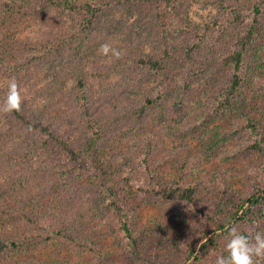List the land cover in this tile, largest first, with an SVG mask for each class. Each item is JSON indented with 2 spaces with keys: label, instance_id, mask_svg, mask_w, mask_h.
<instances>
[{
  "label": "trees",
  "instance_id": "obj_1",
  "mask_svg": "<svg viewBox=\"0 0 264 264\" xmlns=\"http://www.w3.org/2000/svg\"><path fill=\"white\" fill-rule=\"evenodd\" d=\"M212 1L205 29L181 18L173 31L169 0H0V103L11 78L23 90L19 112H0V263L67 264L45 251L64 252L66 238L74 257L89 250L95 264L142 260L138 227L171 233L151 264H215L227 255L226 228L264 232V0ZM159 2L166 8L151 6ZM65 19L67 29L27 32ZM105 43L119 59L99 52ZM240 113L247 122L229 136L210 135ZM145 123L186 137L199 129L163 159ZM232 139L242 141L241 165L208 168L211 151ZM123 157L140 166L121 177L107 167ZM148 205L160 214L141 224ZM106 219L122 233L106 248L67 236L76 221Z\"/></svg>",
  "mask_w": 264,
  "mask_h": 264
},
{
  "label": "rangeland",
  "instance_id": "obj_2",
  "mask_svg": "<svg viewBox=\"0 0 264 264\" xmlns=\"http://www.w3.org/2000/svg\"><path fill=\"white\" fill-rule=\"evenodd\" d=\"M175 4V10H173V13H168V22L170 23V29L174 31V29H181L180 26H177V23L181 21V18L191 22L195 27L198 28V30L205 29V26L209 21L212 20V18L217 14L218 11V5L214 4L212 0H169ZM250 0H243V7H247ZM177 2V3H176ZM249 2V3H248ZM154 7H158L162 10V8H166V4L164 2L154 3V5H151ZM163 9V10H164ZM119 17V16H117ZM66 24H57L54 23L52 25V22H49L48 26H36L34 28L29 29L27 32H31L32 36L34 35H41L43 36V33L46 31H50L52 29H67L68 26H70V19H65ZM182 26V25H181ZM187 26H182V28H186ZM174 33V32H173ZM31 35V34H30ZM161 36V34H159ZM166 36H169L168 33H166ZM223 43V42H221ZM220 42L217 43V50L221 48ZM162 44V43H161ZM264 44V41H263ZM159 46V45H157ZM219 52V51H218ZM219 54V53H218ZM224 56L223 53L216 56H212L211 63L212 65L209 68H206V71L208 73L213 72L215 74V71L218 67V62L221 60V58ZM111 58H109L110 60ZM108 60V61H109ZM209 63V65L211 64ZM207 65V67L209 66ZM262 116L259 117V120H261L260 124L262 129H264V110L261 111ZM149 122V121H148ZM247 122V118L244 113H240L239 115H233L232 117L225 118L221 122L218 123L219 129H214L210 135L213 136L216 133L219 132L221 136L223 137L229 136V131H234L241 127L244 123ZM195 123V120L193 119V124ZM204 123V121H203ZM203 123L199 124L201 127H203ZM163 126V127H162ZM214 126H211L209 129H212ZM162 128H165L163 131ZM169 124H163V125H155L150 123H145L144 129L147 134V138L151 141H155L158 148V154L157 158H167L170 155H173L175 152V148L179 146H183V142L195 138L194 133L199 129H193V134L189 136H183L181 133H172L169 131ZM208 129V130H209ZM191 130V128L189 129ZM173 134V135H172ZM193 137V138H192ZM194 144H197L198 141H193ZM242 141H237L236 139H232L231 142L223 143L221 142L219 145V148L213 149L211 151V160L206 164L208 168H214L217 170L220 174L224 175L227 173H232L233 169L237 167L238 165H241L243 162V158H236L238 154L242 151ZM239 156V155H238ZM137 166H140V163L137 162L135 159L134 162H131L128 158H121L118 161H115L112 165H110L109 168L111 171H113L115 174L120 175L121 177L125 174L130 172V169L137 168ZM166 169L165 177L167 179H170L173 176V171H175L174 163L169 162L166 165H163ZM91 175V174H90ZM84 182H87V180H82L80 184H83ZM102 184L101 180L97 181V186L99 187ZM83 190H86L83 186ZM88 214L87 208L85 209V213L82 214V219L84 220V217ZM160 214V209L158 207H155L153 205H148L147 207L143 208L139 214L140 217V223H147L151 224L155 221L154 218L158 217ZM89 219V218H88ZM107 222L105 225L103 224V220L98 221L97 223H93V225H89L88 227L86 223L82 221H76L75 223L70 224L67 232V236H70V234L75 233L79 236L81 242H96L97 240L102 241V244L104 248L108 247L112 243L119 242L118 235H122V233H119V221L116 222L118 224L116 226L111 227L110 220L106 219ZM68 228V229H69ZM136 235L140 234V247H141V253L144 259L141 260V258H134L129 259L128 261H120L116 264H151V261L153 258H160L161 254L165 251L166 242L165 237L171 233H168L165 230H158L154 229L152 232L149 233H141L138 231V227L134 229ZM66 236V237H67ZM65 245L64 252L58 251L59 248L53 247L50 249H46L47 255L50 256V258H55L58 260H64L67 264H74L78 262L79 264H95V258L93 257V254L89 250H81L79 257L77 251L72 252L73 246L70 244L69 240H66L63 242ZM169 251V248L167 249ZM121 251V250H120ZM63 252V254H62ZM122 252V251H121ZM124 252V251H123ZM72 255V256H71ZM121 257V256H120ZM165 257V256H164ZM163 257V258H164ZM141 260V261H140ZM2 264V263H0Z\"/></svg>",
  "mask_w": 264,
  "mask_h": 264
},
{
  "label": "clouds",
  "instance_id": "obj_3",
  "mask_svg": "<svg viewBox=\"0 0 264 264\" xmlns=\"http://www.w3.org/2000/svg\"><path fill=\"white\" fill-rule=\"evenodd\" d=\"M99 52L104 56L119 59L120 52L110 44L101 45ZM22 89L15 77L8 81L7 93L3 102L0 103V112H19L23 103ZM31 129H29L30 131ZM227 231V255L216 258L215 264H261L264 262V232H256L254 237H249L239 231L238 226L226 228Z\"/></svg>",
  "mask_w": 264,
  "mask_h": 264
}]
</instances>
